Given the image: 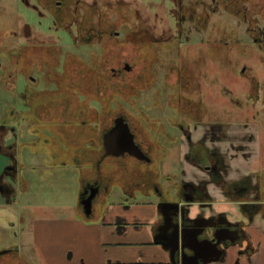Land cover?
I'll use <instances>...</instances> for the list:
<instances>
[{"label":"flooded vegetation","instance_id":"af4514ba","mask_svg":"<svg viewBox=\"0 0 264 264\" xmlns=\"http://www.w3.org/2000/svg\"><path fill=\"white\" fill-rule=\"evenodd\" d=\"M100 4L0 0V85L16 93L14 107L6 103L0 113L3 201L17 205L15 186L28 192L23 171L41 161L77 170L80 212L81 199L96 191L91 219L117 185L127 198L155 192L158 205H185L186 230L203 210L213 212L205 192L220 186L234 207L203 222L211 226L204 237L226 245L220 260L205 264L231 251L233 264H261L264 229L254 223L264 221V0H113L109 14ZM217 13L223 23L213 20ZM219 95L222 111L211 107ZM172 153L202 174L185 182L181 168L173 195L159 176L160 159ZM251 157L247 169L236 162ZM158 205L153 239L165 236L164 248L175 205ZM13 254H0V264Z\"/></svg>","mask_w":264,"mask_h":264},{"label":"crops","instance_id":"0c3cea01","mask_svg":"<svg viewBox=\"0 0 264 264\" xmlns=\"http://www.w3.org/2000/svg\"><path fill=\"white\" fill-rule=\"evenodd\" d=\"M180 158L181 168L186 173L185 182H193L192 174L194 173L202 175L199 170L192 167L185 157L181 155ZM254 160L255 158H253ZM236 162L245 168L243 166L245 163H240L239 159ZM161 190L165 191L162 186ZM205 195L212 198L213 212L209 209L203 210V219L215 216L216 213L226 214L234 207L223 194L220 186H208ZM3 197L0 196L1 202H3ZM105 203H101L104 209L102 216L98 215L97 211L93 218L100 219L102 217L100 225H86L77 219L63 218L34 221V227L30 232L31 243L29 246L32 248L30 254L39 255L42 264H171L167 250L153 241V225L161 219V214L156 208L147 207L141 211L144 213L141 216V214L135 213V208L122 207L118 209L111 205H105ZM2 206L0 204V207ZM195 210V207L191 210L189 218L193 219ZM76 211L79 215L82 214L78 208ZM126 213L130 214L131 219L126 218ZM11 216L9 207L0 209V226L5 222L10 227L15 226V221L10 218ZM119 223L127 228L125 230L118 229ZM254 224L256 227L263 226L264 229V221H261L259 216L255 219ZM251 235L254 243L258 239L264 242V233L257 239L255 229H251ZM263 248L258 251L259 254L256 258L260 259L261 264H264ZM8 250L14 252L11 257L12 262L9 261L8 264H33L28 256H23L12 243L0 248L1 256H4ZM67 252H69V260L65 258ZM232 254L231 251L232 258L230 257L226 261L210 264H233L234 255Z\"/></svg>","mask_w":264,"mask_h":264},{"label":"rangeland","instance_id":"374dc122","mask_svg":"<svg viewBox=\"0 0 264 264\" xmlns=\"http://www.w3.org/2000/svg\"><path fill=\"white\" fill-rule=\"evenodd\" d=\"M113 0H100L102 14H109V6ZM126 2H133L134 0H119ZM226 18V16H225ZM215 22L225 21L224 14L217 13L214 15ZM231 17H227L226 21H230ZM232 25L236 23V20L232 19ZM225 25V24H224ZM224 25L221 28H225ZM222 30V29H221ZM215 68L217 74H221L222 66L221 63H215ZM204 70V69H203ZM215 73V75H217ZM216 85L220 87L221 82ZM16 93L12 90H8L0 85V113L1 108L4 104L8 103L9 106L14 107L16 104ZM214 105L211 106L218 111L223 109V99L219 95L215 97ZM216 103V104H215ZM247 113V111H245ZM209 113L211 117H215L216 111L210 109ZM237 115V110L230 111V117H235ZM251 115V114H250ZM248 120V119H247ZM253 130V129H251ZM29 140V138L27 139ZM28 147L26 146V149ZM254 157H251L246 163L245 168L247 169L251 165ZM252 159V160H251ZM31 161V160H30ZM27 164V169L23 171L28 181V192L19 193L18 188L15 186L17 205H8L6 201L1 202V205L9 207L12 213L13 221H15V226L10 227L7 222L2 223L0 226V248L4 245L13 244L16 249H18L23 256H28L33 264H42L40 262V256L37 254H30L29 244L31 243L32 228L34 227V221L37 220H48V219H70L78 220L86 225H100V220L102 217L96 219H85L83 215L77 213V197L79 192L78 184V173L77 170L72 167H59L54 164L53 168H46L44 162H30ZM251 161V162H250ZM33 164L37 165L36 170H30ZM5 169V162L0 151V175ZM181 172V158L179 155L172 153L167 155V157L160 159V183L162 188L169 192L171 195L174 194L175 190L179 186V176ZM1 181V180H0ZM168 194V193H167ZM2 197V195H1ZM170 198V197H169ZM171 199V198H170ZM13 200V199H12ZM3 205V206H4ZM105 205H111L113 207H132L135 208V213L144 215L141 211L145 210L147 207L151 206L157 209V198L156 193H152L149 196H144L142 193H136L135 198H127L121 189L117 185H113L111 193L107 198ZM98 215L104 211L101 203L98 204ZM22 216V218H21ZM126 218H130V214L126 213ZM97 232V228L95 229ZM11 241V242H10ZM67 252L65 254L66 260L68 259Z\"/></svg>","mask_w":264,"mask_h":264},{"label":"water","instance_id":"95a60500","mask_svg":"<svg viewBox=\"0 0 264 264\" xmlns=\"http://www.w3.org/2000/svg\"><path fill=\"white\" fill-rule=\"evenodd\" d=\"M95 193L96 191L93 190L91 195L85 200L81 199L79 204L81 206L83 216L89 220H91L90 216L92 214V199L95 196ZM187 203L196 204L200 203V201L193 202L191 200H188L185 202V204ZM171 205H175V210L173 211V216H175V230L169 237L170 243L167 245L169 249L165 247L166 245L164 246V249H166L169 253L171 264H205L220 260L222 258V255L224 254L226 245H224L223 242L219 239H209L208 237H204L203 234H207L208 229L211 228V226H209L208 224L203 223L206 222V219L199 218L190 220L193 225H190L185 230L184 214L182 212L185 205H180L178 203H160L158 207L161 206L163 209L170 210L169 208ZM159 239L162 241H166L165 236H162ZM184 240H187L188 246L194 250L192 252V255L184 254ZM153 241L158 245H162V241H157L156 237H154ZM174 256H178V263L174 262ZM203 256H206V258L202 259Z\"/></svg>","mask_w":264,"mask_h":264},{"label":"trees","instance_id":"16d2710c","mask_svg":"<svg viewBox=\"0 0 264 264\" xmlns=\"http://www.w3.org/2000/svg\"><path fill=\"white\" fill-rule=\"evenodd\" d=\"M78 209H79V207H78ZM80 210V209H79Z\"/></svg>","mask_w":264,"mask_h":264}]
</instances>
